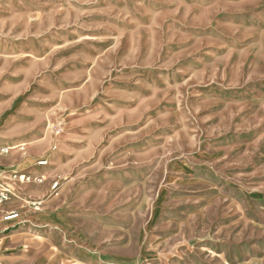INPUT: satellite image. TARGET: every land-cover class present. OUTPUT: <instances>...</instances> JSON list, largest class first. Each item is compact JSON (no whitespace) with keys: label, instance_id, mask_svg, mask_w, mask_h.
<instances>
[{"label":"rangeland","instance_id":"obj_1","mask_svg":"<svg viewBox=\"0 0 264 264\" xmlns=\"http://www.w3.org/2000/svg\"><path fill=\"white\" fill-rule=\"evenodd\" d=\"M0 144V264H264V0H0Z\"/></svg>","mask_w":264,"mask_h":264},{"label":"crops","instance_id":"obj_2","mask_svg":"<svg viewBox=\"0 0 264 264\" xmlns=\"http://www.w3.org/2000/svg\"><path fill=\"white\" fill-rule=\"evenodd\" d=\"M0 163L4 164V166L8 169L14 168L15 166H18L17 168L21 169L20 166L21 167L23 166L22 168L28 169L27 171H29L33 174L34 173L35 174H41V172L34 169L33 165H24L23 159L21 161H16V160H13L11 158H0ZM43 172H44V174H46L45 171H43ZM24 188H25V190H28L27 187H24ZM34 190L37 193L36 195H41L45 192V187L44 186H37ZM29 195H30L29 192L25 193V196H29ZM20 208H23V211L26 210V212H29L31 214H33L35 212L34 211L32 213L30 209H27V208L24 209V205L19 204V202L14 203L11 201L10 203H6L3 206L2 210L0 211V239H33V238H29L27 235H20L21 233H24V232L19 233V232H13L12 230H9L8 233L3 232L4 229H7L9 227L12 228L13 226L16 225V223L14 221L12 223L4 221L1 217V213L5 212V211H6L5 213L11 212V211H8L9 209L15 210V209H20ZM24 217L28 218L29 217L28 213H24ZM43 239H54V238L48 236L46 238L44 237Z\"/></svg>","mask_w":264,"mask_h":264},{"label":"built area","instance_id":"obj_3","mask_svg":"<svg viewBox=\"0 0 264 264\" xmlns=\"http://www.w3.org/2000/svg\"><path fill=\"white\" fill-rule=\"evenodd\" d=\"M9 152H10L9 147H6L0 144V155H6ZM39 164L46 165L47 161H41L39 162ZM12 177L14 179H19L20 182H29L32 180L30 176L25 175V174H20V173H14L12 174ZM34 181H36L37 183H42L44 181V178L43 177L34 178ZM59 185H60L59 181H56V180L53 181L51 188H52V191H54V193L58 190ZM11 196H12V191L10 190V188L6 184L0 181V207L4 203H6L10 199ZM18 217H19V214L15 211L8 212L4 215L5 220H12Z\"/></svg>","mask_w":264,"mask_h":264},{"label":"bare ground","instance_id":"obj_4","mask_svg":"<svg viewBox=\"0 0 264 264\" xmlns=\"http://www.w3.org/2000/svg\"><path fill=\"white\" fill-rule=\"evenodd\" d=\"M48 163V162H47ZM47 165V164H46ZM40 170H42V169H38L37 171H39V172H41ZM41 173H43V172H41Z\"/></svg>","mask_w":264,"mask_h":264}]
</instances>
